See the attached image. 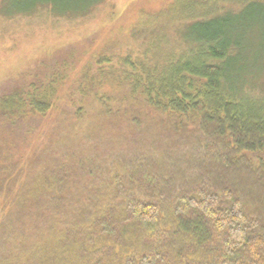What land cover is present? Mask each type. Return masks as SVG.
Masks as SVG:
<instances>
[{
  "label": "trees",
  "instance_id": "trees-1",
  "mask_svg": "<svg viewBox=\"0 0 264 264\" xmlns=\"http://www.w3.org/2000/svg\"><path fill=\"white\" fill-rule=\"evenodd\" d=\"M257 7L176 0L72 96L55 69L0 88V264H264V68L243 38Z\"/></svg>",
  "mask_w": 264,
  "mask_h": 264
},
{
  "label": "rangeland",
  "instance_id": "rangeland-1",
  "mask_svg": "<svg viewBox=\"0 0 264 264\" xmlns=\"http://www.w3.org/2000/svg\"><path fill=\"white\" fill-rule=\"evenodd\" d=\"M175 1L99 0L94 4L93 0H0V88L12 91L23 82L36 80L47 84L55 69L67 78L58 86V93L68 98L85 71L94 73L95 57L115 54L112 62L117 63L118 55L124 56L130 48L136 50L140 43L135 40V28L140 18L150 22L162 17L166 26V15L180 11L169 12ZM245 12L247 21H253L241 29L248 42L247 69L263 71L264 9ZM56 59L59 61L54 62ZM103 91L110 92L108 88ZM85 117L94 120L95 111L90 110ZM41 128L46 130V124ZM31 138H12L13 145H23L28 156H33L27 148Z\"/></svg>",
  "mask_w": 264,
  "mask_h": 264
}]
</instances>
